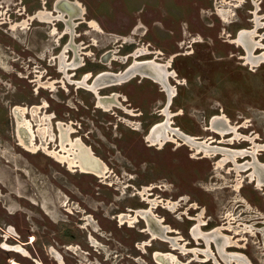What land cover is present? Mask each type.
Instances as JSON below:
<instances>
[{
    "label": "rangeland",
    "instance_id": "374dc122",
    "mask_svg": "<svg viewBox=\"0 0 264 264\" xmlns=\"http://www.w3.org/2000/svg\"><path fill=\"white\" fill-rule=\"evenodd\" d=\"M16 1L0 0V17L8 22L0 29V264H170L157 260L156 252L175 256L178 264H223L215 243L195 239L199 233L191 229L199 216L200 233L221 228L220 234L236 242L228 252L264 264V186L258 189L255 179L250 181L251 169L236 176L230 161L217 168L221 154L206 158L176 136L161 147L147 142L154 125L166 120L161 85L135 76L99 88L100 96L115 93L120 103L104 111L92 90L67 84L91 73L84 82L91 85L98 73L124 72L134 60L166 65L172 57L165 67L174 73L167 77L174 90L167 107L170 126L198 143L253 152L254 145L264 146V62L247 61L235 39L257 22L252 42L261 47L252 56L264 53V0H77L83 20L93 19L103 33L72 19L75 0H66L58 9L67 16L72 36L60 45V32L49 36L54 22L9 30ZM44 1L49 12L57 0ZM218 3L230 10L227 23L216 15ZM24 4L29 12L43 8L42 0ZM67 45L65 62L83 66L69 69L70 77L64 73V86L45 87L47 81L62 80L58 56ZM135 51L143 54L134 59ZM14 105L42 107L34 118L24 114L37 144L45 139L39 131L45 127L44 136L53 138L48 147L59 149L58 123L70 126V138L81 140L106 166V174L68 169L41 150H25L16 137ZM217 116H224L239 137L231 141V131L212 132L210 119ZM29 135L20 127L23 140ZM256 153L264 164V149ZM251 160L236 158L238 164ZM209 247L214 256L206 257Z\"/></svg>",
    "mask_w": 264,
    "mask_h": 264
},
{
    "label": "bare ground",
    "instance_id": "6f19581e",
    "mask_svg": "<svg viewBox=\"0 0 264 264\" xmlns=\"http://www.w3.org/2000/svg\"><path fill=\"white\" fill-rule=\"evenodd\" d=\"M62 1H66V0H57L55 2V7H54V12L53 13L48 12L45 8H40L38 11H36L28 19L29 20H34L35 19L37 22L42 23V24H50V23H52L54 21L58 22V21L61 20V21H63L66 24V27L64 29V32H62L61 34L58 33V35H56V36H58V39L61 37L62 34L64 35L66 33L70 34L72 36V29L70 28V26L67 23V22H69V20H67L66 16L64 15V13H62L58 9V5L60 4L59 2H62ZM231 1L240 2L241 0H230L228 2L230 3ZM42 2H44V0H42ZM226 2L227 1L224 0V4L228 3V2L227 3ZM70 5L76 10V14H74L72 19L73 18L74 19H77V18L78 19H83L84 8L82 7V5L77 0H75ZM234 5H231V6L233 7ZM237 5H239V4H237ZM229 11L226 10L225 8L221 7L219 5V3H218V5L216 4V15H217L218 18L220 17L223 22H226V23L228 22V20H229ZM55 13H57L58 15L55 16L54 15ZM254 17H255V21L259 18L257 15L254 16ZM29 20H27V21H29ZM82 21L85 22V24L86 23L88 24L89 29H92L93 31L98 32V33H103L102 29L99 27V25L93 19H91V20L89 19V21L88 20H82ZM27 25H29V24L26 21H21V23H19V24H14V25L11 24L10 29L12 31H17V30H21L22 31L23 29L27 28ZM257 25H258V23L256 22L255 23V28L253 30H249V29L243 30L242 29V31L238 32L237 38L235 39V42L238 45H241L245 49V51H246L245 59L247 61H249L253 65H258L259 63L264 62V53L261 54V55H258L256 57L252 56V51L255 48H257V47H261L260 42H257V43L256 42L255 43L252 42L253 41V37L255 36ZM55 34H57V32H56V29L53 27V29L49 33V36H51V37L54 36L56 38ZM133 34H134V32H133ZM67 48H69L68 45L62 50V52L58 56V59L61 62L60 70L63 73H65V74H66V72H65L66 70L75 69V68L79 67L77 62H75V61H73L71 63H66L65 62V56L64 55L66 53ZM77 48L79 50V47H77ZM77 48L75 49V53L78 51ZM138 50H140V49H138ZM141 51L133 52L132 55H131L132 58L134 57V59H135L138 56L141 57L140 55L143 54V53H141ZM146 52H148V51H146ZM157 54H159V52ZM171 59H172V57H170V59L168 60L169 62H167L166 65H164V64H156L154 62H149V60L148 61H141V62L137 61V60H134V62L131 64V66L128 67L124 72H120V73H116V74H112V73L108 72V73H102V74L98 75L97 78L94 77L95 80H94L93 84H91L92 86H90V87H89V84L84 83V82H87L89 74L86 75L85 77H83L82 82H79V83H76V84L81 86V88L86 86L85 88L87 90H90V91L92 90V92L96 96V105H97V107L103 108L104 111H107L108 109H110V107H113V106L115 107L117 105H120V103L118 102V99H117L116 95L100 96L98 94L99 93L98 89L102 88L104 86L106 87V86L118 85L120 83L126 82L130 78H133L134 76H137V75H139L141 77H144V78H148V79L152 80L154 83H157V84L161 85L163 91L166 92V96H168L169 101H170L172 96H173L174 90L171 87H169L168 82H167V77L173 76L174 73H169L168 71H166L165 67L170 63ZM113 61H114V58H113ZM44 84H45L44 85L45 87L47 85L48 88H53L54 81L46 82ZM168 104L162 110V113L165 115L166 120H164V122H162V123H160L158 125H154V126H156L154 131L146 137V140H147V142L150 143V145H154V144L156 145L157 144V145H159L161 147L164 143L169 142L171 140H174L173 136H176V138L177 137L180 138L183 141V143L186 144L187 146H189L191 149L193 148L194 151L203 152L204 156L206 158H208L210 156V154H212L213 156L217 155L216 153L221 154V159L219 158L220 160L219 161L217 160L216 161L217 163L215 162L217 168H221L226 162L230 161L232 163V165H233V169L231 168V170H233L235 172V174H237L236 176H239L238 174H239V172L242 173V170H246L247 168H248V170L251 169V172L248 173L250 181H253L255 179V181H256L255 184H256V187L258 189L261 186H264V164L258 162V160H257V154L258 153H256L257 148H263L264 149V146H259V145L256 146V145H254L255 150L253 152H247V151H242V150L241 151H239V150H237V151L234 150L233 151V150H229L228 148L227 149H222V148L216 147V145L215 146H210V144L208 145L205 142L204 143H200V142L198 143V142H196V140L194 138H191L190 136L185 135L184 133L180 132L179 131L180 129L179 130L178 129H174V128H172L170 126L169 121H168L169 117H168V114H167L168 113L167 112V107L169 106ZM39 108H42V107H39V106L34 107L33 106L30 110H28L29 108H25V107H22V106H16L13 109V113H14V116H15L14 118L16 120V137H17V140L19 142V145L21 147H23L25 150H27L29 152L31 151L32 153H35V152H38V151L41 150L44 153H46L47 156H49L50 158L54 159L56 162L66 165L68 169L78 168L79 171H81L83 173L93 174V175L100 176V177L105 175L106 172H107L106 171L107 169H106V166L103 164V162L100 161L98 158H96L92 154L93 152H91L89 148H85V146L80 144L82 142L81 140H79V139L72 140L70 138V134L73 132L70 126H64L62 123H58L59 124L58 126L61 127L60 128L61 131H60L59 149H57V148L50 149L48 147V143L52 142L53 138H52V136H49V137H47V136L45 137L44 136L45 133L47 134V128H45V127L39 129V131L43 135L42 139H44V138L45 139L41 140L39 142V144H37L34 141V133L32 131L33 125L31 124L30 121L26 120L24 114L30 112V115L34 118V116L38 112ZM44 120L48 121V125L51 124L50 123L51 122L50 116H46V118H44ZM41 121H43V119ZM210 121H211V131L212 132L223 136L224 134L229 133L231 131V133L233 134V137H232L231 141L239 137V135L235 131L236 128L231 126V125H229V124H227V119L224 116H221V117L217 116V118H213L212 120L210 119ZM37 126L40 127V124L37 125ZM20 127L25 128L28 131V133H30V135H29L30 138L27 141L23 140L19 136ZM78 146L82 147V150H80V149L78 150V148H77ZM210 152H212V153H210ZM245 155L251 156V158H252L251 162L246 161L243 164H241V163L238 164V162L236 161V158L237 157H243ZM222 170H223V167H222ZM234 188H235L236 191H237L238 188H240V182L238 181V178H237L236 185L234 186ZM199 219H200V216L197 218L198 224L192 229V233L193 234L194 233H199V234H194L195 239L196 238L204 239V241L206 242L207 246L212 241V242L215 243V245H216V247L218 249L219 247H218L216 241L211 236L213 234H215V233L220 234L221 233L220 232L221 228H218V229L214 230L212 232V235L211 234L205 235L203 233H200L199 230H197L198 229V225L201 224ZM226 219H228L230 221L229 217L228 218L226 217ZM228 223L230 224V222H228ZM229 224H228L227 228L223 227L222 229L227 230L228 228H230ZM194 229H196L197 232ZM236 231L237 230L234 229L235 233H237ZM226 238L227 239H225L226 240L225 243L223 242L224 241L223 239H220V240H223L222 241L223 244L221 245V249L223 251H224L225 246L227 244L229 245V247L232 246V245L234 246V244L236 245V242L232 241L231 237L227 236ZM219 243H221V242H219ZM263 248H264V245H263ZM218 251H219V256L221 257V259L224 262H226L227 264H230L232 259L234 260V262L236 264H245V263L241 262L239 259L233 258L234 256H231V255H228V254L224 253L220 249H218ZM159 253H157V252L155 253V258L157 260L160 259L161 261L162 260H164L166 262L169 261L170 264H178V263H176L177 262V258H175V256H173V255H171L169 253H165V254H163V253L159 254ZM229 254H231V253H229ZM195 259L197 260L196 256H195Z\"/></svg>",
    "mask_w": 264,
    "mask_h": 264
},
{
    "label": "flooded vegetation",
    "instance_id": "af4514ba",
    "mask_svg": "<svg viewBox=\"0 0 264 264\" xmlns=\"http://www.w3.org/2000/svg\"><path fill=\"white\" fill-rule=\"evenodd\" d=\"M60 4L59 5H61V2H59ZM15 4L17 5V7L15 8V9H13V11H12V13H13V15H14V19H15V22H12V24L14 25V24H19V23H21V21H26L28 24H29V28L31 27V26H33L35 23H39V22H37L35 19L34 20H29L28 18L29 17H31L36 11H38L39 9H35V10H32V11H28V9L25 7V4H24V0H17L16 2H15ZM45 5H46V1H44L43 2V8H45L46 9V7H45ZM0 7H2V6H0ZM1 9V8H0ZM7 10H8V8H7ZM47 10V9H46ZM61 10V9H60ZM48 11V10H47ZM62 11V10H61ZM65 11H68L67 9H65ZM23 12V13H22ZM50 13H53L54 12V9L53 10H51V11H49ZM6 13V12H5ZM4 13V14H5ZM63 13H64V11H63ZM55 16H57L58 14L57 13H55L54 14ZM65 15V14H64ZM10 16V15H9ZM9 16H8V19H9ZM66 16V15H65ZM67 17V16H66ZM29 20V21H27V20ZM68 19V18H67ZM80 20H83V19H80ZM33 21V22H32ZM59 22V23H58ZM54 21V25H55V29H56V32H60V34L62 33V32H64L63 30L65 29H63L62 31L60 30H58L57 31V28L56 27H58V25H60V24H65L63 21ZM68 23V22H67ZM81 23H83V22H81ZM8 24V22L6 21V19L5 18H1L0 17V29H1V26H6ZM11 24V23H10ZM40 24V23H39ZM42 24V23H41ZM66 25V24H65ZM10 26V25H9ZM66 27V26H65ZM9 30H10V28H8ZM68 34L66 33V34H62L61 35V37L58 39V44H59V41L63 38V37H65V36H67ZM60 45V44H59ZM63 45V44H62ZM90 45H92V44H90ZM90 45H87V46H90ZM86 48V47H85ZM67 52V51H66ZM83 53V55L85 54V52H82ZM77 62V64H78V66L79 67H77V68H75V69H73V70H78L79 68H81L82 66H83V64H80L78 61H76ZM67 63V62H66ZM49 66V65H48ZM72 67V66H71ZM68 68V67H67ZM69 70V69H68ZM68 70H66L65 72H66V74H67V76L68 77H70L71 75H69V73H68ZM59 71V73L60 74H62V80H60V82H59V80H53L54 81V83H55V81L57 82V83H63L62 85L64 86L65 85V79H68V77H65V74L62 72V71H60V69L58 70ZM103 73V72H102ZM101 72L100 73H98L97 75H96V77L95 78H97V76L98 75H100V74H102ZM112 74H116V73H113V72H111ZM86 75H88V73H86L85 75H84V77L86 76ZM138 77H139V75H137ZM90 77H93V76H91V73H89V77H88V79L90 78ZM135 77V76H134ZM141 77V76H140ZM19 78H21V77H19ZM41 78H44V76L43 77H41ZM41 78L38 80L40 83H42V81H43V79L41 80ZM95 78H94V80H95ZM142 79L144 78V77H141ZM130 79H132V78H130ZM129 79V80H130ZM146 79H148V78H146ZM83 80V79H82ZM94 80H93V82H94ZM129 80H127V81H129ZM126 81V82H127ZM47 82H50V81H47ZM52 82V81H51ZM72 82H75V85H76V88H78V89H84L85 90V88L84 87H82L81 88V86H79V85H77L76 83H79L78 81H74V80H71L70 81V83L67 81V84L68 85H73V83ZM80 82H82V81H80ZM93 82H92V84H93ZM100 84V83H99ZM90 86H92V85H89V87ZM114 86V85H113ZM39 87V86H38ZM40 88H42V87H40ZM91 89V88H90ZM87 90V89H86ZM88 91H90V90H88ZM111 95H115V93H112ZM16 106H14V108H15ZM98 108V107H97ZM77 171H79V170H77ZM200 221H202L201 220V218H200ZM195 225V224H194ZM193 225V226H194ZM196 226V225H195ZM194 226V227H195ZM193 227V228H194ZM192 228V229H193ZM191 229V230H192ZM212 232L213 231H210V232H204V233H206L205 235H209V234H211L212 235ZM218 233H215V234H213L211 237L212 238H214V240L216 241V243H217V245H218V249H220L221 251H223L222 249H221V245L223 244V242L225 243V239H227L226 237L228 236V235H226V234H218ZM191 236H192V234H191ZM193 237V236H192ZM220 239H223V240H220ZM201 240H203V239H201ZM223 241V242H222ZM204 242V241H203ZM219 242H221V243H219ZM214 242H212V243H210L209 244V246H211V244H213ZM205 244V243H204ZM206 246V245H205ZM214 247H215V250H216V255L221 259V257L219 256V251H218V249H217V247L214 245ZM229 247V245L227 244L226 246H225V249H224V253H226V254H228V255H231V256H234L233 258H236V259H239L241 262H243V263H245V264H250V262L247 260V258H245L244 256H243V254H241V253H238V254H235V253H232V252H228L227 251V248ZM178 248H180L179 246H178ZM210 248V250H206L207 251V253H206V251L204 252V255H206L207 257H208V255H210L211 256V254L212 253H210V251H211V247H209ZM207 249V248H206ZM209 251V252H208ZM229 253H231V254H229ZM223 254V253H222ZM213 255V254H212ZM214 256V255H213ZM244 257V258H243ZM210 259V258H209ZM209 259H207V260H209ZM246 260V261H245ZM221 261L223 262V264H227L226 262H224L222 259H221ZM233 261V262H232ZM230 264H236L235 262H234V260L232 259L231 260V263Z\"/></svg>",
    "mask_w": 264,
    "mask_h": 264
},
{
    "label": "water",
    "instance_id": "95a60500",
    "mask_svg": "<svg viewBox=\"0 0 264 264\" xmlns=\"http://www.w3.org/2000/svg\"><path fill=\"white\" fill-rule=\"evenodd\" d=\"M168 103L170 104V101H169V98H168V96H167V104H168ZM167 104H166V106H167ZM166 106H165V107H166ZM155 127H156V126H155ZM155 127L151 130L150 134L154 131ZM263 236H264V232H263Z\"/></svg>",
    "mask_w": 264,
    "mask_h": 264
}]
</instances>
